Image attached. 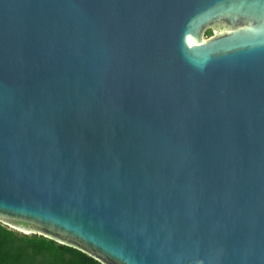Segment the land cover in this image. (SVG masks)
Returning <instances> with one entry per match:
<instances>
[{
    "label": "water",
    "instance_id": "1",
    "mask_svg": "<svg viewBox=\"0 0 264 264\" xmlns=\"http://www.w3.org/2000/svg\"><path fill=\"white\" fill-rule=\"evenodd\" d=\"M0 223L264 264V0H0Z\"/></svg>",
    "mask_w": 264,
    "mask_h": 264
},
{
    "label": "trees",
    "instance_id": "2",
    "mask_svg": "<svg viewBox=\"0 0 264 264\" xmlns=\"http://www.w3.org/2000/svg\"><path fill=\"white\" fill-rule=\"evenodd\" d=\"M0 264H101L87 254L38 235L20 234L0 223Z\"/></svg>",
    "mask_w": 264,
    "mask_h": 264
},
{
    "label": "rangeland",
    "instance_id": "3",
    "mask_svg": "<svg viewBox=\"0 0 264 264\" xmlns=\"http://www.w3.org/2000/svg\"><path fill=\"white\" fill-rule=\"evenodd\" d=\"M213 35V32L212 31H210V30H207L206 32H205V34H204V40H206V39H208L210 36H212ZM11 229V228H10ZM12 230H14V229H12ZM14 231H16V232H18V233H20V234H24V233H21L20 231H17V230H14ZM24 235H26V234H24ZM28 235H34V234H28Z\"/></svg>",
    "mask_w": 264,
    "mask_h": 264
}]
</instances>
